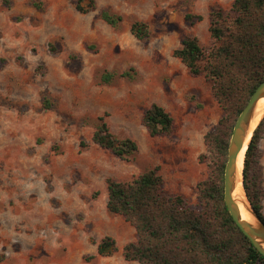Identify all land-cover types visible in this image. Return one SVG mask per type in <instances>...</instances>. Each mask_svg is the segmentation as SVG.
<instances>
[{"label":"rangeland","instance_id":"374dc122","mask_svg":"<svg viewBox=\"0 0 264 264\" xmlns=\"http://www.w3.org/2000/svg\"><path fill=\"white\" fill-rule=\"evenodd\" d=\"M78 1L0 0V264H138L122 256L137 234L108 212V180L158 168L163 192L200 210L198 185L217 179L206 136L224 111L211 81L173 52L188 37L210 50V14L230 13L234 0H94L87 14ZM104 10L123 17L118 28ZM134 20L147 24V40L131 34ZM153 104L172 117L170 134L143 125ZM100 118L138 144L133 157L93 142ZM256 161L264 189V133ZM104 237L118 247L108 257L97 252Z\"/></svg>","mask_w":264,"mask_h":264},{"label":"trees","instance_id":"16d2710c","mask_svg":"<svg viewBox=\"0 0 264 264\" xmlns=\"http://www.w3.org/2000/svg\"><path fill=\"white\" fill-rule=\"evenodd\" d=\"M79 0L77 10L87 14L94 10ZM100 19L112 28L123 21L121 15L104 10ZM191 20L190 16L186 18ZM198 21L202 20L197 16ZM209 28L214 44L205 50L196 37H188L173 52L193 75H204L211 81L213 95L224 111L216 130L206 136L219 159L218 175L198 185L200 210L191 209L181 195H166L158 168L131 181L108 180L107 210L121 215L137 234L135 242L126 244L122 256L138 264H264V257L232 220L223 199V171L233 125L251 94L264 80V0H234L230 13L221 10L210 14ZM131 34L138 40L149 38L146 23L134 20ZM124 75H128L125 73ZM112 75H105L109 82ZM143 125L150 136L170 134L173 119L158 104L143 116ZM264 133V118L255 130L245 155L244 189L254 211L262 214L264 189L256 157ZM93 142L121 160H129L138 152V144L120 139L110 130L104 118L93 133ZM118 251L116 241L104 237L97 252L108 257Z\"/></svg>","mask_w":264,"mask_h":264},{"label":"water","instance_id":"95a60500","mask_svg":"<svg viewBox=\"0 0 264 264\" xmlns=\"http://www.w3.org/2000/svg\"><path fill=\"white\" fill-rule=\"evenodd\" d=\"M264 99V80L258 84L251 94L248 102L238 115L231 132L227 149V161L223 173V199L225 206L240 231L250 240L255 249L264 257V222L254 211L244 189V175L242 172V186L248 209L251 212L254 223L242 219L238 203L233 197V191L236 184L237 161L244 150L248 149L255 130L264 118L251 131L252 122L255 118L256 109L260 100ZM246 155V152H245ZM244 155V163H245Z\"/></svg>","mask_w":264,"mask_h":264},{"label":"bare ground","instance_id":"6f19581e","mask_svg":"<svg viewBox=\"0 0 264 264\" xmlns=\"http://www.w3.org/2000/svg\"><path fill=\"white\" fill-rule=\"evenodd\" d=\"M263 115H264V99L260 100V102L258 103V107L255 113V118L252 122L251 131H253L256 128L257 124L259 123ZM245 152H246V149L244 148V150L240 154L238 161H237L236 184H235L234 191H233V197L238 203L242 219L249 221L251 223H254L253 216L248 209V205L245 199V194H244V190L242 186V172L244 169Z\"/></svg>","mask_w":264,"mask_h":264}]
</instances>
